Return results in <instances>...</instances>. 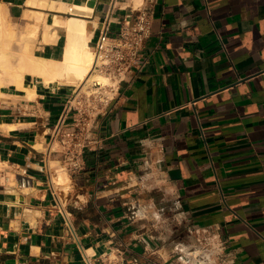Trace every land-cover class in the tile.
Masks as SVG:
<instances>
[{
	"label": "crops",
	"instance_id": "1",
	"mask_svg": "<svg viewBox=\"0 0 264 264\" xmlns=\"http://www.w3.org/2000/svg\"><path fill=\"white\" fill-rule=\"evenodd\" d=\"M28 1L0 0L30 24L42 22L49 55H38L58 60L64 35L43 42L45 23L85 20L91 50L111 11L113 36L135 8L128 0H47L91 9L75 14ZM140 6L151 14L149 63L94 121L80 122L76 86L65 78L25 75L32 99L16 86L2 91L0 264H103L111 250H120L121 264H169L193 246L192 227L218 237L227 264H264V0ZM33 12L43 13L40 22ZM77 127L84 148L73 170L59 133ZM57 164L68 171L66 192L53 181Z\"/></svg>",
	"mask_w": 264,
	"mask_h": 264
},
{
	"label": "built area",
	"instance_id": "2",
	"mask_svg": "<svg viewBox=\"0 0 264 264\" xmlns=\"http://www.w3.org/2000/svg\"><path fill=\"white\" fill-rule=\"evenodd\" d=\"M115 8L113 6L112 9ZM112 14L111 11L91 46L93 62L90 71L104 77L105 82L93 83L91 90L84 93L76 88L72 98L76 104L75 110L80 116L81 123L84 122V119L90 122L99 117L114 99L121 84L134 79L137 73L146 68L149 63L144 47L151 34V14L148 9L139 6L134 8L131 13L125 14L118 21L117 34L113 36L109 33L112 30L110 28ZM79 131L80 127H77L74 131L59 133L64 154L70 162L69 167L73 170L81 168L84 145L79 137ZM1 170L0 168V172ZM56 198L59 201L57 195ZM61 213L65 218V224L71 226L70 212L61 209ZM189 233L201 245L202 250L208 251L207 245H210L212 240L216 242L219 250L216 254L218 259L221 260V264H227L220 256L224 250L223 243L209 229L192 227ZM185 250L186 248H182V253L178 254L169 264H213L212 253L196 250L186 254ZM102 261L103 264H121L123 261L122 253L120 250H111L104 255Z\"/></svg>",
	"mask_w": 264,
	"mask_h": 264
},
{
	"label": "bare ground",
	"instance_id": "3",
	"mask_svg": "<svg viewBox=\"0 0 264 264\" xmlns=\"http://www.w3.org/2000/svg\"><path fill=\"white\" fill-rule=\"evenodd\" d=\"M47 2H48L47 0L28 1V3L31 5H35V6L39 5L61 11H73L75 12V14L91 13V9L88 7L77 6L71 9L67 5L59 2L52 1L51 4ZM42 15L43 13L35 12V17H36L35 21L40 22ZM0 20H1V10H0ZM30 25L31 26H29L28 34L31 35L32 37L38 31L39 25L37 24L36 25L30 24ZM3 31L4 29L2 30V27H0V87L3 85L2 82L3 83L5 82V78H3V80L1 79L3 75L2 73L9 75L8 77L11 78V81L9 83L14 82L13 85L16 86L18 90L23 89L28 93L26 99L27 97L32 99L34 96H36L35 95L36 92L34 90H30V88H24L23 80L25 75H32L34 77H37L45 81L48 84L59 83V82L62 83V81L60 80L61 79L63 80L62 77L65 74H68V77H70L69 80L73 82L76 80H80V78L83 76L87 77L85 80V84L88 85L93 84L95 82H101V83L105 82L104 77L90 71L93 62V56L88 43L92 38V34L88 33L86 29L85 20L78 17L70 16L60 23L58 22L57 23L53 22V24L45 23L44 31H43L44 34L42 37L43 42L55 43L60 38L61 34L65 36L62 59L61 60L51 59L48 57L33 56L32 54V56L30 57L23 56L21 59V64L17 68H14L13 63L12 65L7 62V57L11 55V53L7 51L9 45L7 43V39H3L5 38ZM31 37L28 36L27 39L28 38L30 39ZM12 127L13 126H8V125L2 126L3 129H7V130L11 129ZM60 179H62V176L61 178L57 176V180L59 181Z\"/></svg>",
	"mask_w": 264,
	"mask_h": 264
},
{
	"label": "rangeland",
	"instance_id": "4",
	"mask_svg": "<svg viewBox=\"0 0 264 264\" xmlns=\"http://www.w3.org/2000/svg\"><path fill=\"white\" fill-rule=\"evenodd\" d=\"M128 1H130L132 3V5H134L135 8L139 7L143 3V0H128ZM0 10H1L0 27H2V30L4 29L3 33L5 36V38H3V39H7V43L9 45L7 51L10 52L11 55H13V56L9 55L7 57V62L9 64L13 63L14 65L13 64L12 65L14 66V68H17L21 64V59L23 56L24 57H30V56H32V54H33V56H39L38 54H48L49 55L47 47H44V44L41 43L42 25H43L42 22L40 24V28L38 30V33L36 32V34H35L36 36L33 35L31 37V35L28 34L29 26H31L30 25V18H28L27 20L22 19L8 5H6L2 2H0ZM33 15L35 16V12H33ZM35 19H36V17H35ZM41 20H42V17H41L40 21ZM27 29H28V31H27ZM24 34H26V35H24ZM23 36H25V37H23ZM28 36H30L31 38L27 39ZM63 38L65 39V36H63ZM62 42L64 43V40H62ZM91 52H92V48H91ZM92 56H93V53H92ZM42 57H44V56H42ZM12 58H13V60H12ZM2 74H1L2 75L1 79L3 80V78H5V82L4 83L2 82L3 85L0 87V98L4 97V95H2V91L7 92L8 88H11L14 86L13 85L14 82L9 83L11 81V78L8 77L9 75L5 74V73H2ZM62 78L63 79L65 78L67 81L72 82V84H74L76 86V88H78V90L81 91V93L87 92V91L91 90V88H92V84H90V85L85 84V80L87 78L86 76L85 77L83 76L80 78V80H76L74 82L69 80L70 77H68V74H65ZM0 168H1V166H0ZM53 170H54V180L53 181L55 182V184H57V183L60 184V185H56L57 188H60V189L64 190L65 192L67 190H69L71 187V184H70L71 182L67 177V176H69L67 169L64 167H61L59 164H57L54 166ZM57 176L59 178H61V176H62V179H60L58 181ZM64 179H66V180H64ZM215 243L216 242H213V240H212L210 245H207L208 251H206L204 249L202 250L201 245H199L195 241V239H193V242H192L193 246L188 247L187 244L184 245L185 246L184 249L186 248L185 253L188 254L189 252H191V251L194 252L196 250L197 251L202 250L203 253H205V252L212 253L211 259L213 261V264H221V260H219L217 255H216L219 250H218L217 245Z\"/></svg>",
	"mask_w": 264,
	"mask_h": 264
}]
</instances>
